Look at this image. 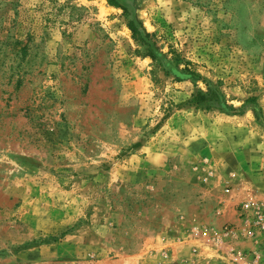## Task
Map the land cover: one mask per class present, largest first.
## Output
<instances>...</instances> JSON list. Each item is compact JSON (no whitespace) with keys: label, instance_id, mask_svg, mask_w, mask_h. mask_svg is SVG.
Masks as SVG:
<instances>
[{"label":"rangeland","instance_id":"1","mask_svg":"<svg viewBox=\"0 0 264 264\" xmlns=\"http://www.w3.org/2000/svg\"><path fill=\"white\" fill-rule=\"evenodd\" d=\"M114 1L0 0V264H256L264 0Z\"/></svg>","mask_w":264,"mask_h":264},{"label":"built area","instance_id":"2","mask_svg":"<svg viewBox=\"0 0 264 264\" xmlns=\"http://www.w3.org/2000/svg\"><path fill=\"white\" fill-rule=\"evenodd\" d=\"M245 237L254 245L255 251L251 255V260L256 264H264V257L259 254V250L264 249V206L254 207L250 218H246Z\"/></svg>","mask_w":264,"mask_h":264},{"label":"trees","instance_id":"3","mask_svg":"<svg viewBox=\"0 0 264 264\" xmlns=\"http://www.w3.org/2000/svg\"><path fill=\"white\" fill-rule=\"evenodd\" d=\"M109 2L117 7H120L119 5L116 4V2L114 0H109ZM123 10H125L123 7H120ZM128 28L130 29L131 33L137 37H139V33L136 30V27L134 25V23L132 21H130L128 23ZM148 56L152 59L155 60L156 56L148 50ZM179 57H174V62L175 63H179L182 62ZM190 65V63L185 62L184 63V70L185 72H188V66ZM207 98L205 95H203L202 93H197L196 95L193 96V98L191 99V101L189 102L190 105L195 106V107H200L201 105H204V103L206 102Z\"/></svg>","mask_w":264,"mask_h":264}]
</instances>
